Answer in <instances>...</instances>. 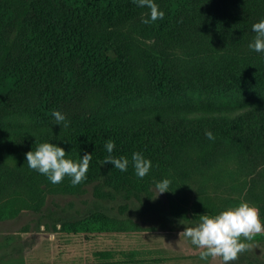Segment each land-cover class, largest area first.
Wrapping results in <instances>:
<instances>
[{"label":"trees","instance_id":"trees-1","mask_svg":"<svg viewBox=\"0 0 264 264\" xmlns=\"http://www.w3.org/2000/svg\"><path fill=\"white\" fill-rule=\"evenodd\" d=\"M162 20L144 24L149 9L133 0H0V218L21 209H40L46 193L86 191L95 183L152 182L180 178L135 171L88 172L82 184L70 178L53 184L27 166L26 153L43 142L55 143L78 161L85 153H167L188 146L169 141L184 134L232 138L228 143H198L245 158L264 155V55H105L42 57L5 55L12 39L52 41L132 37H246L264 19V0H154ZM249 67V70H245ZM241 68V70H240ZM59 110L69 127L55 124ZM196 179L220 175L184 174ZM259 183L264 210V162L243 175ZM124 197L116 205L66 216L71 230H125L138 224L132 214L148 200ZM138 204V205H137ZM224 202H198L207 209Z\"/></svg>","mask_w":264,"mask_h":264},{"label":"rangeland","instance_id":"rangeland-1","mask_svg":"<svg viewBox=\"0 0 264 264\" xmlns=\"http://www.w3.org/2000/svg\"><path fill=\"white\" fill-rule=\"evenodd\" d=\"M254 37L84 38L61 39L55 42L45 38L12 39L5 55L8 57L58 58L64 56H203L263 53L248 47L254 41ZM245 70H249V67ZM180 135L182 140L189 139V136ZM177 137H179L177 134L171 135L168 140L174 141L173 139ZM231 140L233 139L229 138L226 143ZM228 152L233 153L230 150ZM107 155H92L88 172H122L110 163L102 164ZM112 155L127 157L130 162L127 171H135L131 165L132 154ZM143 155L152 162L149 172L161 168H188L189 162L192 161ZM255 156L251 161L253 167L259 162ZM206 160L208 159H201L200 162ZM188 183L170 185V190L174 191H167L157 196L154 181L95 183L88 185L87 190L83 192L46 193L40 209H21L13 216L0 218V264H221L219 260L214 261L211 258L208 261L201 260L200 250L192 245L190 240L181 239L178 232L169 229L176 224L173 220L174 215L165 208L166 202L169 203L176 197L188 201L194 198L199 200L201 192L205 190L206 185L195 186ZM128 196L132 197L131 201L135 205L137 201L144 203L145 199L148 200L147 207L142 206L140 212L131 215V218L138 224V228L71 230L61 225L59 218L63 216L71 220L72 214L76 216L93 208L114 206L122 198ZM202 200H205L203 195ZM158 207L161 208L158 209ZM165 210L169 218L163 216L162 212ZM164 226L169 227L163 229ZM248 243L252 245V250L242 253L239 259L231 264H264V234L257 235Z\"/></svg>","mask_w":264,"mask_h":264},{"label":"clouds","instance_id":"clouds-1","mask_svg":"<svg viewBox=\"0 0 264 264\" xmlns=\"http://www.w3.org/2000/svg\"><path fill=\"white\" fill-rule=\"evenodd\" d=\"M138 7L149 9V16L142 15L141 22L144 24L162 20L165 16L154 0H133ZM255 32L254 41L248 45L256 52H264V19L252 25ZM52 116L55 124L68 128L70 121L59 110L53 111ZM206 137L214 141L215 135L211 131L205 132ZM115 142L111 139L105 143L108 155L102 164H112L120 171H127L129 159L127 157H114L112 152ZM67 152L63 147L55 143H40L33 151L26 153L27 166L46 176L51 183H62L65 177L70 178L72 186L82 184L87 179V173L92 160V153H85L80 160L74 161L67 158ZM131 165L139 178L145 177L151 167L150 159L140 152H134L131 157ZM171 181L167 178L156 182V196L170 190ZM264 234V220L261 219L260 210L253 204L241 201L237 205L228 207L218 214H203L195 226H187L180 236L186 237L191 244L196 246L199 257L203 261L219 260L221 264H231L239 259L242 253L252 250V241L257 235Z\"/></svg>","mask_w":264,"mask_h":264},{"label":"crops","instance_id":"crops-1","mask_svg":"<svg viewBox=\"0 0 264 264\" xmlns=\"http://www.w3.org/2000/svg\"><path fill=\"white\" fill-rule=\"evenodd\" d=\"M252 55H264V52ZM177 135H179V137L173 140L178 142H186L188 143V146L176 151L167 153H153L148 155L158 158H161L163 156L165 157V159L168 157H172V159L177 160H192L189 162L188 168H161L160 170H155L154 172H164L173 176L182 175L180 176V178L174 177L172 179H169L171 181V185L175 184L176 186L181 185L185 182H189L188 184L190 185L196 186L198 184H201L206 186L205 190L201 192V197L199 200L197 198H194L188 201L176 197L173 200L171 199L169 203L166 202L165 208L169 210L168 212H171L174 215L173 220L176 224L169 229H172L174 232H178L180 234L185 230L187 226H195L196 224H198L199 217L203 214L215 215L228 207L237 205L241 201H246L250 204H253V202L258 201L261 198V188L259 183L250 178H244L243 175L253 172L259 165L264 162V155L262 153H252L245 158H240L234 151L233 153H231L228 152L229 150H224L222 148L208 150L202 145L198 144L200 142L205 143L214 141L225 143L228 141V138L217 137L214 141H211L207 137L185 135L189 136V139L182 140V136L180 134ZM253 156L257 157V160H259V162H257L254 167L252 166L253 163L251 162L253 161ZM201 159L208 160L200 162ZM199 172L216 174L220 175L221 177L216 179H196L194 177L184 178L183 176L184 174H195ZM154 182L156 184L158 180ZM202 195L204 196L205 200H202ZM201 201L216 203L224 202V205L219 204L213 206L212 208L203 209L197 207L196 205V202L198 203ZM159 208L161 207H158V209ZM259 210L261 219L264 220V210ZM162 211H164V208H162ZM162 214L165 218H169L167 216L166 210L165 212H162ZM167 227L164 226L163 229H166ZM181 239H184L186 241L188 240L182 235Z\"/></svg>","mask_w":264,"mask_h":264}]
</instances>
